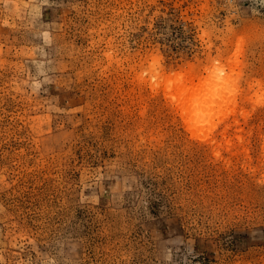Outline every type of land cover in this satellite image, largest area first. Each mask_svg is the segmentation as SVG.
<instances>
[{
	"label": "rangeland",
	"instance_id": "374dc122",
	"mask_svg": "<svg viewBox=\"0 0 264 264\" xmlns=\"http://www.w3.org/2000/svg\"><path fill=\"white\" fill-rule=\"evenodd\" d=\"M0 264H264V0H0Z\"/></svg>",
	"mask_w": 264,
	"mask_h": 264
},
{
	"label": "bare ground",
	"instance_id": "6f19581e",
	"mask_svg": "<svg viewBox=\"0 0 264 264\" xmlns=\"http://www.w3.org/2000/svg\"><path fill=\"white\" fill-rule=\"evenodd\" d=\"M219 68L212 63L208 68V77L204 78V83L209 81V89L201 94L199 90L194 88L193 76H190L186 81L180 77L176 86L168 85L167 93L176 104L177 109L182 115L188 118L189 128H198L210 117L212 110L211 106L216 102L221 94L222 80L219 75ZM211 79V81H210ZM200 87V84H199ZM178 96L175 97V93Z\"/></svg>",
	"mask_w": 264,
	"mask_h": 264
}]
</instances>
